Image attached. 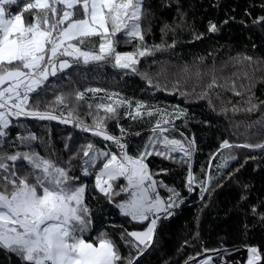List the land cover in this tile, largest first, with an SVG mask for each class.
Returning <instances> with one entry per match:
<instances>
[{
  "label": "snow or ice",
  "instance_id": "snow-or-ice-1",
  "mask_svg": "<svg viewBox=\"0 0 264 264\" xmlns=\"http://www.w3.org/2000/svg\"><path fill=\"white\" fill-rule=\"evenodd\" d=\"M170 4L171 0H163L164 7ZM259 6L264 9V3ZM148 11L145 0H0V254L9 264L13 258L17 264H141L143 256L157 248L159 225L173 216L184 200L181 190L158 179L160 173L167 174L170 170L158 167L153 171L149 157H160L181 168L187 165L183 189L192 194L198 187L199 204L206 206L204 197L212 196L217 178L235 179V173L244 166L240 164L224 175L230 162L238 159L232 154L233 148L264 152V138L241 144L222 140L208 162L211 168V158L220 154L221 159L215 165L217 171L213 174L202 168L203 179H199L192 168L196 141L179 131L176 124L182 120L186 125L189 120L184 107L162 106L100 87L80 90L74 86L68 91H56L53 100L43 101L41 109V94L49 91L53 81L68 77L73 71L80 73L81 66L110 65L140 75L150 89H160L159 81L154 84L152 77L140 72L137 66L140 59L153 57V63H157L155 53L174 48L178 29L191 30L193 39L203 37L204 33L193 28L178 6V15L173 21L161 23L160 43L148 44L144 36L150 27L142 25ZM245 14L250 15L248 9ZM221 23L226 24L227 20ZM252 23L264 30V15H258ZM220 30L215 22L208 21L207 33ZM169 32L173 36L171 43L165 39ZM118 34L126 38L125 44H132V51L117 50ZM197 60L203 63L202 57ZM160 63L158 77L167 71L163 68L166 62ZM229 67L233 71L226 72ZM181 71L188 73L189 66L185 64ZM194 76V90L199 85L200 91L193 99L207 100L213 111L215 97L220 101L221 111H228L230 104L233 112H259V117L247 127L258 125L251 134L264 137V99L254 91L258 83H264V57L237 53L219 65L215 62L205 65L203 70L197 64ZM179 85L177 79L172 88L165 86L164 90L175 92ZM89 92L93 94L91 99L86 95ZM224 92L240 99L232 103L224 98ZM98 93L104 95L97 98ZM181 95L187 102L192 94L182 92ZM81 101L87 102L88 111L84 116L80 114ZM121 110L132 122L127 126L119 122ZM85 116L91 123L86 122ZM27 119L57 121L90 135L77 143L75 134L69 132L59 155L56 152L42 155L33 142L39 140L45 151L48 145L30 131L17 133L14 140L8 139L10 126L23 128ZM110 120L116 121L119 135L109 130ZM137 123H147L149 134L142 146L137 145L130 151L129 137L140 135L139 131H132ZM176 132L179 138L173 135ZM95 138L104 142L102 147ZM5 144L12 150H6ZM63 152L68 153L66 159ZM256 159V156H244L245 163ZM89 179L91 185L87 183ZM161 188L167 190V197L161 196L158 191ZM90 189L96 205L88 200ZM242 189L237 206L243 211L248 185H242ZM105 203L122 218L121 224L112 227L121 229L116 235L128 250L126 255L111 232L105 227H95L93 210L96 207L104 210ZM262 208L264 201L250 205L245 211V232L250 227L249 215L255 218L253 226L256 222L264 226ZM196 219L199 220V210ZM198 236V232L193 233V237ZM184 245H191V241L184 240L181 249ZM242 246L246 249V259L228 261L225 255L230 253L223 245L220 249L202 246V251L196 253L201 257L199 260L189 255L183 264H217V261L219 264H264V252L257 246Z\"/></svg>",
  "mask_w": 264,
  "mask_h": 264
},
{
  "label": "trees",
  "instance_id": "trees-1",
  "mask_svg": "<svg viewBox=\"0 0 264 264\" xmlns=\"http://www.w3.org/2000/svg\"><path fill=\"white\" fill-rule=\"evenodd\" d=\"M264 3V0H171L170 6L164 7L163 0H145V6L149 9L145 19L142 21L144 28H149L150 31L145 33L144 39L148 44L160 43L161 33L160 26L162 21L171 23L173 17L178 15L176 9L179 6L186 14L187 21L193 26L197 32H203L204 36L199 39H193L191 30H177L176 44L173 49L164 52L155 53L154 59L157 63H153V57L141 58L138 63V68L141 73L146 72L153 79L155 84L160 83V89L155 87L149 88L145 80L141 79L138 74L127 72L123 69H116L110 65L103 67L97 66H81L82 71L76 73L73 71L68 77H61L59 80H54L50 85L47 93L41 94L43 109L44 100H53L54 93L60 89L68 91L72 87H77L83 90L85 87H100L109 91L118 92L125 97L133 99H144L149 102L159 103L162 106L179 105L188 110L189 120L185 125L182 120H177L179 131H183L186 136L194 137L197 145V151L193 157V171L202 179L204 171H210L213 174L217 171L215 165L219 163L221 156L217 154L212 157V166L209 167L210 154L219 148L222 140H228L232 144H241L244 142L255 143L259 139L264 138L255 133L257 126L248 128L247 125L255 121L260 113L249 114L243 111H231V105H227L228 111H221L220 101L213 97L212 102L215 106V111L208 106L207 100H195L193 97L200 91L199 85L194 84L196 78L194 72L196 65L199 64L203 70L205 65H211L215 62L219 65L220 61L227 60L229 56L237 53H245L252 56L264 57V30L259 26L253 25L252 21L258 15H264V9L259 5ZM245 9H248L250 15L245 14ZM234 18V19H231ZM30 20V17L28 18ZM209 20L215 22L220 31L216 33H207V23ZM227 20L226 24L221 22ZM240 21H244L241 23ZM120 43L117 45L118 51H132V44H125L124 36L118 34ZM168 43L173 40L172 33L169 32L165 38ZM253 44L255 48H253ZM197 57L203 58V63L200 64ZM165 68L166 74L157 76V72L161 71V63ZM187 64L189 72L184 73L181 69ZM67 71V70H66ZM233 69L229 67L226 72H231ZM180 80L179 90L175 92H166L167 88H172L175 80ZM206 79V78H205ZM257 97L264 99V83H258L254 89ZM182 92H188L192 95L187 102ZM90 99L92 93L86 94ZM104 93H98L103 96ZM225 99L236 103L240 97L234 96L231 92H224ZM95 101H93L94 103ZM107 102V101H104ZM88 111L87 102H80V114ZM93 111H96L93 108ZM101 114L102 111H101ZM86 122L91 123L89 117H84ZM207 121V123H203ZM122 125L132 123L129 118L123 116L121 110ZM108 127L111 132L119 135V129L116 127V121H108ZM32 132L38 137H42L47 143V151L45 146L40 141H35L34 146L42 155H51L56 152L58 155L64 149V141L69 132H73L77 138V143L81 142V138L85 134L79 130L72 129L70 125H61L57 121H35L32 119L25 120L24 127L10 126V134L8 139L14 140L17 133L24 134ZM133 132L139 131L140 135H132L129 137L130 151L134 150L137 145L143 144L148 133L147 123H137L132 128ZM179 138V132L173 133ZM98 146H103V141L100 138H95ZM5 149L11 151L7 144ZM74 150V148H73ZM223 154L227 155V150H222ZM232 154L237 155L236 161L230 162V166L225 170L226 176L228 171L237 168L238 165L244 166L235 173V179H224V176L217 178L215 187L211 197L205 196L207 205L199 204L200 197H196L189 202H185L191 195L183 189L184 172L187 170V165L183 168L178 167L175 163L163 160L157 156L149 157L150 168L156 171L158 167H166L170 171L160 173L158 179H162L169 186H174L181 190L184 200L174 210V215L169 221H163L158 227L157 248L145 254L141 260V264H163L164 261H170V264H183L189 255L196 256L197 252L202 251V246L209 249H220L223 245L226 249L244 248L242 245L247 244L257 246L258 250L264 252V226H260L258 222L254 224L255 218L251 215L247 218V223L250 226L245 232L244 213L252 204H259L264 201V152L252 151L247 149H232ZM68 153L63 152L66 159ZM178 155V154H177ZM256 156L255 161L249 160L244 162V156ZM57 158V157H53ZM78 164V161H73ZM79 175V170H76ZM89 185L92 180H87ZM247 184L248 189L245 193L247 201L243 203V211L237 206L239 201L242 185ZM89 190L88 200L96 205V201L91 198ZM162 197H167L166 189H159ZM199 191H196L198 193ZM199 210V220L196 216ZM264 211V208L261 209ZM95 218V227L100 229L105 227L114 236V239L119 244V247L127 254V249L119 241V236L116 235L121 229L113 228L112 225L122 223V218L118 211L113 210L111 206L105 203L104 210L96 207L93 210ZM126 227L128 225H125ZM129 230H132L129 228ZM136 230H139L137 228ZM198 232V238L193 237V233ZM95 235V231L93 232ZM184 240H190L191 245H184L181 249V244ZM179 249V251H178ZM205 253H202V255ZM198 257V256H196ZM0 264H9L8 259L0 254ZM11 264H17L13 258Z\"/></svg>",
  "mask_w": 264,
  "mask_h": 264
},
{
  "label": "rangeland",
  "instance_id": "rangeland-1",
  "mask_svg": "<svg viewBox=\"0 0 264 264\" xmlns=\"http://www.w3.org/2000/svg\"><path fill=\"white\" fill-rule=\"evenodd\" d=\"M107 102H109V101H107ZM197 177H198V175H197ZM202 179H203V177H202ZM196 191H199V188L198 187L195 188L194 189V192L186 199V201H185L186 203L189 202V201H191L192 199L198 197V195L196 194ZM227 250L229 251V250H233V249H227ZM240 252H241V255H242L241 257L240 256L239 257L232 256L231 258H233V257H236V258H234V259H231V258L226 259V257H225V259L228 260V261H235V260L246 259V256H247L246 250H242ZM211 254H213V256H214V253H211ZM217 264H219L218 261H217Z\"/></svg>",
  "mask_w": 264,
  "mask_h": 264
},
{
  "label": "bare ground",
  "instance_id": "bare-ground-1",
  "mask_svg": "<svg viewBox=\"0 0 264 264\" xmlns=\"http://www.w3.org/2000/svg\"><path fill=\"white\" fill-rule=\"evenodd\" d=\"M238 249V250H237ZM242 250H246V249H242V248H235V249H233V250H229L228 251V253H230V254H228V255H225V257H226V259H228V258H231L232 256H236V257H241L242 255H241V252L240 251H242ZM223 254V253H222ZM204 255H209V253H205ZM213 255V254H212ZM214 256H215V254H214ZM236 257H233V258H231V259H234V258H236ZM201 257L200 256H198L196 259L197 260H199ZM219 263V262H218Z\"/></svg>",
  "mask_w": 264,
  "mask_h": 264
},
{
  "label": "clouds",
  "instance_id": "clouds-1",
  "mask_svg": "<svg viewBox=\"0 0 264 264\" xmlns=\"http://www.w3.org/2000/svg\"><path fill=\"white\" fill-rule=\"evenodd\" d=\"M170 219H172V218H170ZM170 219H169V220H170ZM169 220H164V221H169ZM232 249H235V248H232ZM242 249H244V248H242Z\"/></svg>",
  "mask_w": 264,
  "mask_h": 264
},
{
  "label": "built area",
  "instance_id": "built-area-1",
  "mask_svg": "<svg viewBox=\"0 0 264 264\" xmlns=\"http://www.w3.org/2000/svg\"><path fill=\"white\" fill-rule=\"evenodd\" d=\"M170 218H172V216L171 217H168L166 220H169Z\"/></svg>",
  "mask_w": 264,
  "mask_h": 264
}]
</instances>
